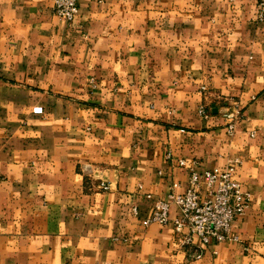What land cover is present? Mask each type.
Instances as JSON below:
<instances>
[{
    "label": "crops",
    "instance_id": "crops-1",
    "mask_svg": "<svg viewBox=\"0 0 264 264\" xmlns=\"http://www.w3.org/2000/svg\"><path fill=\"white\" fill-rule=\"evenodd\" d=\"M236 160L239 240L149 221L193 168ZM0 264H264L257 0H80L74 23L0 0Z\"/></svg>",
    "mask_w": 264,
    "mask_h": 264
},
{
    "label": "built area",
    "instance_id": "built-area-1",
    "mask_svg": "<svg viewBox=\"0 0 264 264\" xmlns=\"http://www.w3.org/2000/svg\"><path fill=\"white\" fill-rule=\"evenodd\" d=\"M56 15L69 23H74L80 14V0H53ZM260 18L264 19V0H257ZM208 116L205 105L200 109ZM236 121L229 124V132L234 133ZM186 165L185 161H181ZM241 164L236 160L226 168L215 167L198 171L191 170L189 186L183 193L173 192L168 200L159 201L149 219L160 224L173 223L185 247L195 245L198 238L203 245L237 241L233 233L235 221L243 217L249 209L253 196L236 178V170ZM103 189L108 185L103 183ZM178 206L181 215L172 219L171 206ZM197 246V245H196Z\"/></svg>",
    "mask_w": 264,
    "mask_h": 264
}]
</instances>
